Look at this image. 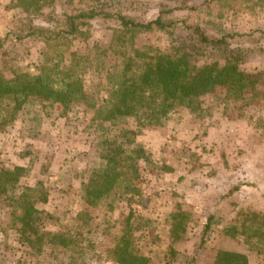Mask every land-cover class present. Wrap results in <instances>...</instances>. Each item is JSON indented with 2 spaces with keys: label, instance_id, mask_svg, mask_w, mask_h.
<instances>
[{
  "label": "rangeland",
  "instance_id": "rangeland-1",
  "mask_svg": "<svg viewBox=\"0 0 264 264\" xmlns=\"http://www.w3.org/2000/svg\"><path fill=\"white\" fill-rule=\"evenodd\" d=\"M198 1L195 9L177 11L173 19L204 27L216 37L249 35L252 39L242 45L252 53L242 69L261 73L264 81V0ZM173 5V0H0V41L9 39L0 76L13 81L19 75L24 80L49 72L52 89L67 92L69 86L77 92L68 107L23 95L16 122L0 130V169L28 167L19 185L25 191L38 189L29 193L30 200L43 211L26 230L19 220L18 196L13 205L10 189L0 195V256L5 264H118L110 251L125 243L149 259L148 264H187L194 256L197 264H215L221 251L246 254L249 264H264L263 242L249 232L225 234L227 227L246 220L250 224L256 217L264 223L263 176L255 175L256 159L264 157V84L256 98L232 100L228 107L208 104L207 123L189 122L182 115L186 122L178 118L135 136L148 161H140L139 172L134 176L129 171L120 183L136 186L140 196L130 206L125 195L119 203L107 198L90 205L85 190L103 164L98 155L103 150L100 113L110 105L127 60L140 62L146 57L140 55L152 51L166 55L173 49L172 38L161 32L124 34L115 17L99 18L83 34L47 45L43 38L49 33L25 38L30 26H44L41 21L53 10L58 16L97 8L148 21L161 7ZM15 34L24 37L21 43ZM176 213L186 233L173 236L176 221L171 216ZM210 213L216 216L213 230L197 251ZM48 232L65 235L67 244H47L52 236L43 234Z\"/></svg>",
  "mask_w": 264,
  "mask_h": 264
},
{
  "label": "trees",
  "instance_id": "trees-1",
  "mask_svg": "<svg viewBox=\"0 0 264 264\" xmlns=\"http://www.w3.org/2000/svg\"><path fill=\"white\" fill-rule=\"evenodd\" d=\"M173 2V6H163L158 9L156 17L148 21L122 13L113 15L106 11H97V8L58 16H54L55 11L53 10L41 21L44 22V26L32 24L29 28L30 32L25 36V38L34 35L45 36L49 33V37L43 38V42L47 45L50 41L63 37L83 34L82 32L87 31V27H91L92 22L99 18L115 17L114 19L118 21L124 34L161 32L172 38L173 49H170L166 55H157L152 51L146 55L137 54L140 57L146 56L140 62L132 58L127 60L120 74L121 81L110 95V105L100 113L101 117L97 126L101 128L102 142L100 145L103 150L98 155L103 164L94 172L85 190L84 198L90 205H98L107 198L117 199L119 203L122 201L119 197L125 195L128 196L127 199L130 202L126 204L130 206L135 203L136 197L140 196V191L136 186H124L120 183V178H127L129 171L134 176L139 172L140 161H148L147 156H143L146 148L136 145L135 136L143 135L148 131H156L157 128L162 127L164 122L178 118L180 122H186L183 119L184 115L189 116L186 117L189 118L187 120L189 122L195 123L197 120L207 123L211 118V115L206 114L210 105L228 107L232 100L245 101L250 96L256 98L258 90L260 91L261 85L264 84L261 73H251L242 69L252 53V49L242 45V40L252 39L249 35L212 36L204 27L190 26L183 21L173 19L177 11L195 9L199 5L198 0H173ZM23 38L16 35L14 39L18 41L16 43H21ZM8 41V36L0 41L2 60L9 55L8 49L5 48ZM215 53L218 57H214ZM52 81L53 78L49 72H43L42 76L28 77L24 80L19 75L13 81H7L0 76V130L7 123L16 122V115L22 104L19 100L23 95L26 98L36 95L47 101L63 104L65 107L70 106L68 100L77 92L74 88L69 91V86L66 87L67 92L54 90L50 87ZM210 98L214 102L210 101ZM249 104L251 102L248 101ZM103 124H110V127ZM131 146L132 150H130ZM132 153L143 157L135 158ZM25 171H28V167L16 166L12 169L2 167L0 169V195L5 192L9 193L10 189L12 197L9 199L13 205L16 200L14 195L18 196L17 206L22 208V216L19 220L27 230L32 229L36 219L35 215L43 211L37 209L34 202L30 200L29 193H36L38 189L27 187L25 191V186L19 185L22 183L21 176ZM122 181L125 183L127 179H122ZM14 183L17 184V188ZM231 194H233L232 191ZM180 217V213L171 216V219L176 221L172 226L173 236L178 232L186 233V227L178 222ZM214 221H216L215 214L207 215V222L203 227L197 251L202 250L207 244V238L215 224ZM127 224L130 225L129 221ZM226 230L225 234L231 237L246 236V232H249L251 237L264 243L263 218L256 217L254 221L251 220L250 224L246 220L240 226H229ZM43 235L52 236L48 238L47 244L66 245L68 242L63 234L48 232ZM41 238L42 236H39V240ZM110 255L112 259L117 256L114 261L118 264L149 263V259L132 250L130 243H125L110 251ZM250 260L246 254L221 251L215 264H249ZM4 262L0 256V264H5ZM187 264H197L196 257H192Z\"/></svg>",
  "mask_w": 264,
  "mask_h": 264
},
{
  "label": "crops",
  "instance_id": "crops-1",
  "mask_svg": "<svg viewBox=\"0 0 264 264\" xmlns=\"http://www.w3.org/2000/svg\"><path fill=\"white\" fill-rule=\"evenodd\" d=\"M263 145H264V143H262V147H263ZM256 162L257 163H255V168H256V176H259L260 175V178H262V176H263V178H262V184H259L260 185V187L261 188H264V157H261L260 156V158L258 157L257 159H256ZM261 162V163H260ZM260 170H261V172H260ZM249 174V173H248ZM248 174H244L246 177H250ZM251 176L252 177H254V175H252L251 174ZM264 191V190H263Z\"/></svg>",
  "mask_w": 264,
  "mask_h": 264
}]
</instances>
